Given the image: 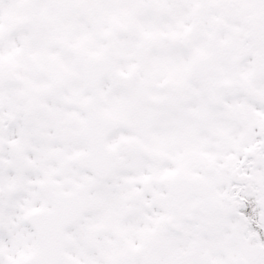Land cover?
Here are the masks:
<instances>
[{
  "label": "snow or ice",
  "instance_id": "1",
  "mask_svg": "<svg viewBox=\"0 0 264 264\" xmlns=\"http://www.w3.org/2000/svg\"><path fill=\"white\" fill-rule=\"evenodd\" d=\"M0 264H264V0H0Z\"/></svg>",
  "mask_w": 264,
  "mask_h": 264
}]
</instances>
